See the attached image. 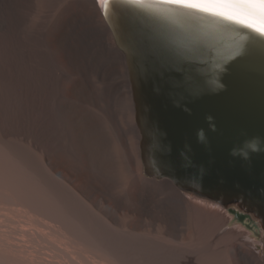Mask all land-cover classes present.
<instances>
[{"label": "bare ground", "instance_id": "bare-ground-1", "mask_svg": "<svg viewBox=\"0 0 264 264\" xmlns=\"http://www.w3.org/2000/svg\"><path fill=\"white\" fill-rule=\"evenodd\" d=\"M161 1L264 35V0ZM103 2L0 0V264H264L226 210L144 173ZM91 38L117 122L78 80Z\"/></svg>", "mask_w": 264, "mask_h": 264}, {"label": "water", "instance_id": "water-1", "mask_svg": "<svg viewBox=\"0 0 264 264\" xmlns=\"http://www.w3.org/2000/svg\"><path fill=\"white\" fill-rule=\"evenodd\" d=\"M144 173L239 221L264 260V35L161 0H104Z\"/></svg>", "mask_w": 264, "mask_h": 264}, {"label": "rangeland", "instance_id": "rangeland-1", "mask_svg": "<svg viewBox=\"0 0 264 264\" xmlns=\"http://www.w3.org/2000/svg\"><path fill=\"white\" fill-rule=\"evenodd\" d=\"M94 39L95 38H91L89 40V42L91 43V45L93 47V49L91 50V57H93V61L95 62V64H91V62H89L86 66V67H88L86 69L88 72L87 73H78V80L84 81L85 78L86 79L89 78L90 84L92 87H91V90H89V92L87 93V96H86L87 100H89L91 103H94V104H96V102H100V104H102L105 101L110 103V105L112 104L111 109L112 108L113 109L111 110V112L113 114L114 110H117L119 108V105L122 106L120 108V110L122 111V108H123V103H121L122 99L120 97V94L117 93V91H115V89L112 87L111 81L109 83L108 79H106L108 89L110 88V90H112L113 92L110 95L104 94L107 86H106V83H104L105 80H103V78H102V71H99V68L96 65V64H104V61L102 60L101 63L99 61V60H101L102 56H101V53L99 51L98 52L96 51L98 45L96 44V41ZM107 65H108V63H107ZM83 75H87V76L82 77ZM103 85H104V87H103ZM130 97H131V95H130ZM115 98H117V99H115ZM131 104H132V101H131ZM120 110H117L114 112L116 117H114L115 116L114 114H113L114 116H112V118H113V120H115V122H117V114L119 115ZM132 116H133V122H134L133 111H132ZM134 125H135V122H134ZM227 216L230 218L229 219V225L227 226V229H232V228H235L236 226H241L240 231H243V232L245 231L248 234H250L249 241L253 240L251 238V236H253V238L256 237L254 230L251 228V219L244 218L242 221H239L234 215H232L229 212H227Z\"/></svg>", "mask_w": 264, "mask_h": 264}]
</instances>
